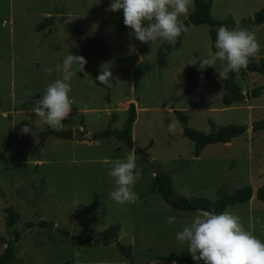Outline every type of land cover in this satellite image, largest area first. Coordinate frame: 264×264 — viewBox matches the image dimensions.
<instances>
[{
  "label": "rangeland",
  "instance_id": "rangeland-1",
  "mask_svg": "<svg viewBox=\"0 0 264 264\" xmlns=\"http://www.w3.org/2000/svg\"><path fill=\"white\" fill-rule=\"evenodd\" d=\"M108 7L96 0H0V235L13 238L26 222L46 220L54 225L34 226L23 233L15 248L16 264H130L120 245L129 249L133 262L146 264L186 248L176 234L195 213L167 203L158 190L155 164L169 174L174 190L188 198L216 200L251 185V200L226 211L238 215L243 226L264 242V201L257 197L264 182V130L253 129V122L264 118V92L231 106L223 104L226 89L219 72L226 61L199 67L215 53L209 24L191 25L181 47L160 66L158 49L163 41L140 42L124 25L123 10L106 11ZM262 8L264 0L212 3L217 20L232 22L229 29L255 33L260 50L252 57L257 61L264 57V23L254 19ZM194 9L192 0L181 19ZM48 16L55 17L54 25L38 29ZM69 53L87 60L71 80V114L55 128L72 129L73 138L47 133L49 126L32 111L46 84L63 76V69L50 75L43 69L62 65ZM102 69H110L111 87L96 81ZM234 73L244 94L264 86L260 73L246 68ZM132 102L137 111L134 147L151 145L148 152L155 161L136 160L141 174L134 191L139 199L118 204L109 195L115 183L108 171L116 160L135 156L134 148L114 135L95 139L92 134L110 122L121 129ZM175 109L185 110L189 125L200 131L209 130V120L249 128L231 142L208 144L196 157ZM170 123L176 125L175 134L168 131ZM24 124H30L32 132L22 134ZM10 206L19 214L12 227L6 222ZM173 215L179 220L167 224ZM115 224L121 226L119 243L89 245L77 239L101 242L103 232ZM5 247L0 243V256Z\"/></svg>",
  "mask_w": 264,
  "mask_h": 264
},
{
  "label": "clouds",
  "instance_id": "clouds-1",
  "mask_svg": "<svg viewBox=\"0 0 264 264\" xmlns=\"http://www.w3.org/2000/svg\"><path fill=\"white\" fill-rule=\"evenodd\" d=\"M100 2L96 0V4ZM191 4L192 0H111L106 11L122 9L124 25L140 42L152 45L160 40L174 46L181 34L187 31L181 17L187 15ZM215 48L214 55L203 59L199 67L204 69L213 67L217 60L226 61L219 78L227 79L229 72L248 66L250 58L260 50V44L255 33L222 25L217 29ZM86 63L84 56L69 53L62 65L43 69L46 75L63 69L62 78L46 84L44 93L34 101L32 109L51 128L62 126L70 116L71 80L76 71L84 70ZM74 64L76 69L72 67ZM96 81L111 87L110 69H102ZM175 128L176 125L170 123L168 131L175 134ZM20 131L28 134L32 128L30 124H24ZM136 160L135 156L128 155L125 159L116 160L108 171L115 183L109 195L118 204L134 203L139 199L134 191L141 174ZM166 222L173 225L177 223V217L169 216ZM176 239L181 244L187 243L191 258L203 261V264H264V242L243 226L238 215L229 211L217 213L214 209H197L192 221L177 232Z\"/></svg>",
  "mask_w": 264,
  "mask_h": 264
},
{
  "label": "trees",
  "instance_id": "trees-1",
  "mask_svg": "<svg viewBox=\"0 0 264 264\" xmlns=\"http://www.w3.org/2000/svg\"><path fill=\"white\" fill-rule=\"evenodd\" d=\"M103 5L109 6L111 0H101ZM195 9L194 11L183 20L187 31L190 29L191 25H201V24H209L210 34L212 38V48L216 51L215 48V40L217 35L216 26L218 25H226L231 28V21H220L217 20L212 14V3L213 0H194ZM255 23L263 24L264 23V8L258 10L255 13ZM55 23L54 16H48L43 22H41L37 28L43 29L48 26H52ZM184 32L178 38L176 44L170 45L166 42H162L158 49V64L160 66H165L168 61V55L178 50L183 41L184 35L187 33ZM246 71L249 72H257L264 76V57H262L259 61L255 60L253 57L250 58L248 66L246 67ZM225 85V93L222 97V102L224 105L228 106L236 101L245 100L249 97H259L264 92V86H257L252 89L251 92L244 94L242 87L235 79V73L229 72L228 78L223 79ZM176 116L178 118L179 124L183 130V133L194 143V154L196 157H199L204 148L208 144L218 143V142H231L235 137H238L245 133L249 126L247 124H228V125H219L213 120H209L210 128L208 131H200L195 128H192L189 125L188 115L185 110L175 109ZM116 119V116H113ZM137 120V111L135 103L132 102L129 106V116L125 121L123 127L121 129L112 128V123L108 125L102 131H98L92 134V137L95 139L108 137L111 135L116 136L118 139L122 140L127 146L134 148L135 157L139 160H144L148 162H154L155 160L151 158L150 153L148 152V148L151 147H134V141L132 136V127L133 124ZM253 129L255 131L264 130V118L253 122ZM43 140L38 144L36 152L39 153L41 147L43 146ZM156 181L158 183V190L162 194L163 198L167 201L169 205L172 207L182 210V211H197V209L204 210H212L214 209L217 213L225 211V209L229 205H234L239 202H247L250 200L254 193V189L251 185H245L241 188L237 189L236 192L232 194H226L220 196L216 200H211L207 197H196V198H188L186 196L178 194L174 188L172 179L168 173L163 170H160L155 175ZM257 197L260 200L264 201V183L257 190ZM19 219L18 212L13 207L7 208V216L6 222L8 226L12 227L16 224ZM34 226L51 228L54 225L51 222L46 220H41L38 222H26L24 223L21 230H17L14 233L13 238L6 239L5 237L0 235V243L6 244L4 252L0 256V264H16L15 258V248L16 244L21 239L23 233ZM121 226L120 224H115L109 227L107 230L103 232V238L101 242H94L90 238H86L83 236H77V239L81 243H86L89 245H96L98 243L108 245L119 238V230ZM180 262H195L191 255L188 252V247L172 252L168 255L167 259L164 261H158L153 263L146 264H177ZM203 264V261H199ZM132 264H140L137 262H132Z\"/></svg>",
  "mask_w": 264,
  "mask_h": 264
},
{
  "label": "water",
  "instance_id": "water-1",
  "mask_svg": "<svg viewBox=\"0 0 264 264\" xmlns=\"http://www.w3.org/2000/svg\"><path fill=\"white\" fill-rule=\"evenodd\" d=\"M47 133H56L58 134L59 136L61 137H66V138H73L74 137V131L72 129H68V130H56V129H53L49 126L48 130H47ZM154 170H155V174H157L160 170H161V167L158 165V164H155L154 166ZM70 234V233H68ZM117 243H119V239L116 240ZM120 248L122 250H124L127 254H128V257L130 259V264H132V258H131V254H130V251L128 248H125L124 246L120 245Z\"/></svg>",
  "mask_w": 264,
  "mask_h": 264
},
{
  "label": "crops",
  "instance_id": "crops-1",
  "mask_svg": "<svg viewBox=\"0 0 264 264\" xmlns=\"http://www.w3.org/2000/svg\"><path fill=\"white\" fill-rule=\"evenodd\" d=\"M237 102H238V101L232 103L231 105H234V104H236ZM231 105H228V106H231ZM235 138H236V137H235ZM155 175H156V174H155ZM263 183H264V182H263ZM262 185H263V184H262ZM262 185H261V186H262ZM261 186H260V187H261ZM252 196H254V195H252ZM251 198H252V197H251ZM251 198H250V200H251ZM250 200H249V201H250ZM249 201H247V202H249ZM262 201H263V200H262ZM239 203H245V202H239ZM236 204H237V203H236ZM234 205H235V204H234ZM229 206H232V205H229ZM229 206H228V207H229ZM228 207H227V208H228ZM173 208H174V207H173ZM227 208L225 209V211L227 210ZM174 209H176V208H174ZM177 210H179V209H177ZM180 211H182V210H180ZM192 212H193V213H196V211H192ZM181 215H182V214H181ZM193 215H195V214H193ZM193 217H194V216H193ZM193 217H190V218L193 219ZM177 220H179V219L177 218ZM191 221H192V220H191ZM191 221H190V222H191ZM187 247H188V246H187Z\"/></svg>",
  "mask_w": 264,
  "mask_h": 264
}]
</instances>
